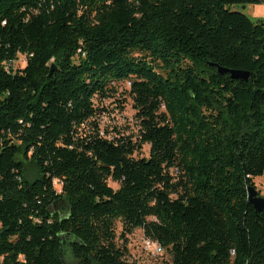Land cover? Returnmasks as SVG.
<instances>
[{
    "label": "trees",
    "instance_id": "obj_1",
    "mask_svg": "<svg viewBox=\"0 0 264 264\" xmlns=\"http://www.w3.org/2000/svg\"><path fill=\"white\" fill-rule=\"evenodd\" d=\"M263 3L0 0V264H142L136 230L169 264H264L247 201L264 174V26L231 10ZM122 83L138 129L109 137L94 101Z\"/></svg>",
    "mask_w": 264,
    "mask_h": 264
},
{
    "label": "rangeland",
    "instance_id": "obj_2",
    "mask_svg": "<svg viewBox=\"0 0 264 264\" xmlns=\"http://www.w3.org/2000/svg\"><path fill=\"white\" fill-rule=\"evenodd\" d=\"M231 10L239 11L253 21L260 20L264 22V3L259 5H247L244 9L233 6ZM129 84L122 83L117 85L116 93L112 98L103 101H94L98 108L103 109L99 114V129L103 132L107 131L109 137L114 135H129L136 133L137 123L134 119V110L132 108V100L128 95ZM149 146L142 147L139 157H147ZM28 176H34V169L31 165L26 167ZM254 188L261 196H264V174L262 177L253 181ZM54 189L59 192L60 184L58 181L53 183ZM108 185L112 189H117L118 184L108 181ZM120 225L117 224V233L119 234ZM142 231L136 230L128 237V251L137 262L142 264H169L170 257L166 251L162 255L151 257L146 255L142 250Z\"/></svg>",
    "mask_w": 264,
    "mask_h": 264
},
{
    "label": "water",
    "instance_id": "obj_3",
    "mask_svg": "<svg viewBox=\"0 0 264 264\" xmlns=\"http://www.w3.org/2000/svg\"><path fill=\"white\" fill-rule=\"evenodd\" d=\"M245 7H242L244 9ZM264 26V22L261 23ZM54 65L51 66L50 74L53 70ZM217 73L219 75L228 74L232 80H239V81H248L249 73L240 70H228L225 68H221L216 66ZM247 201L253 207L256 213L264 212V196H261L258 191L252 186L247 187Z\"/></svg>",
    "mask_w": 264,
    "mask_h": 264
},
{
    "label": "built area",
    "instance_id": "obj_4",
    "mask_svg": "<svg viewBox=\"0 0 264 264\" xmlns=\"http://www.w3.org/2000/svg\"><path fill=\"white\" fill-rule=\"evenodd\" d=\"M12 65V62H7L5 64V70L9 71ZM142 250L151 257L159 256L163 253V249L158 243L148 239H142Z\"/></svg>",
    "mask_w": 264,
    "mask_h": 264
}]
</instances>
